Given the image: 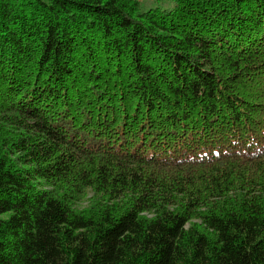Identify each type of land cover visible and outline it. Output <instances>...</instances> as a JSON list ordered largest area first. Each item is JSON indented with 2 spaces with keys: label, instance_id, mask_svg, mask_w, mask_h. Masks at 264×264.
I'll return each instance as SVG.
<instances>
[{
  "label": "trees",
  "instance_id": "1",
  "mask_svg": "<svg viewBox=\"0 0 264 264\" xmlns=\"http://www.w3.org/2000/svg\"><path fill=\"white\" fill-rule=\"evenodd\" d=\"M0 264H264V0H0Z\"/></svg>",
  "mask_w": 264,
  "mask_h": 264
},
{
  "label": "rangeland",
  "instance_id": "2",
  "mask_svg": "<svg viewBox=\"0 0 264 264\" xmlns=\"http://www.w3.org/2000/svg\"><path fill=\"white\" fill-rule=\"evenodd\" d=\"M87 205V204H86ZM86 205H84V206H86Z\"/></svg>",
  "mask_w": 264,
  "mask_h": 264
}]
</instances>
